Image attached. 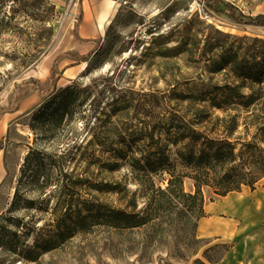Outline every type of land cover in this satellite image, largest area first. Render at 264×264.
Masks as SVG:
<instances>
[{
    "label": "rangeland",
    "instance_id": "obj_1",
    "mask_svg": "<svg viewBox=\"0 0 264 264\" xmlns=\"http://www.w3.org/2000/svg\"><path fill=\"white\" fill-rule=\"evenodd\" d=\"M214 1L121 0L104 38L97 42L98 49L86 62L75 64L67 60L69 56L61 57L54 71L56 90L42 104L36 84L30 81L44 84L54 60L76 50L72 29L81 3L0 0V245L12 241L20 246L22 239L11 233L25 227L34 231L28 238L32 242L37 231L53 219L57 202L63 200L60 188L76 208L86 202L101 209L123 208L133 193L137 210L143 207L138 185L126 166L121 164L109 173L98 153L102 163L80 165L77 147L90 139L95 129L110 133V148L116 147L120 136L136 140L153 128V134L158 135L166 119L175 122L192 117L195 108L189 105L190 97L208 95L231 81L228 67L210 69L212 60L228 49L230 42L264 39V28L236 24L227 14L212 10ZM220 1L238 17L264 15V0ZM70 65L76 66L74 71L63 74ZM71 84L85 88L74 117L53 128L49 119L62 107L60 90ZM15 94L21 98L17 109L7 112L15 104ZM38 105L45 107L43 118L31 119ZM26 157L32 160L31 169L51 177L45 195L25 184ZM170 161H175L174 148ZM27 165L30 167V162ZM162 179L165 175L155 176V184ZM116 183V191H129L124 199L117 193L96 190L101 184ZM192 183L184 179L185 192L193 190ZM54 185H58L56 190ZM16 187L19 193L13 203ZM203 196L204 214L211 207L219 209L216 219L226 231L217 237L201 238L200 219L194 228V218L175 208L153 213L157 216L151 224L162 228L156 235L150 233L153 229L149 226L114 230L107 218L92 215L99 224L89 233L76 235L37 262H16L0 248V264H196L195 259L208 264L205 257L219 256L223 248L215 245L222 244L231 249L220 264H264V179L254 190L242 187L240 192L210 200L211 191L204 188ZM228 197L234 200L227 202ZM29 201L32 208L27 206ZM192 233L199 242L188 250L185 244Z\"/></svg>",
    "mask_w": 264,
    "mask_h": 264
},
{
    "label": "trees",
    "instance_id": "obj_2",
    "mask_svg": "<svg viewBox=\"0 0 264 264\" xmlns=\"http://www.w3.org/2000/svg\"><path fill=\"white\" fill-rule=\"evenodd\" d=\"M228 8L229 5L217 0L214 1L212 10L227 14V17L238 25L264 28V15L254 18L238 17ZM80 21L79 15L73 25V32ZM97 49L85 56L61 54L54 60L44 84L32 79L30 82L36 84L37 92L43 98L41 103L43 104L56 90L54 71L62 56L86 62ZM212 62L214 67L210 69L215 71L228 67L231 81L214 88L208 95L190 97L188 102L194 106L195 112L189 119L180 117L175 122L166 119L161 123V127L159 126L158 135L153 134V128L136 140H127L120 136L115 142L116 147L113 148H110L108 143L110 133L95 129L90 139L84 140L77 147L80 165H94L104 159L102 162L109 173H113L121 164L126 166L132 182L138 185L139 198L143 201L140 210H137L134 193L129 196L123 208L102 206L101 209L99 205L87 202L83 207H72L60 188L63 200L57 202L52 213L53 219L45 225L46 228L35 232L32 242L28 240L34 235V231L30 233L32 228L25 227L26 230L14 231L11 235L22 239L21 245L10 241L5 246L0 245V248L11 254L16 262H37L42 255L59 248L76 235L89 233L93 226L99 224L92 215L107 218L105 220L114 230L132 231L149 226L153 229L150 233L156 235L162 228L160 224H151L157 216L153 213L159 214L163 209L175 208L186 217L191 215L196 228V222L205 216L204 188L211 191L210 200L240 192L242 187L254 190L255 185L264 179V39L230 42L228 49L219 53ZM84 90L85 88L75 84L60 90L62 107L53 119H49L50 123L53 122V128H58L65 118L71 120L74 117V108ZM244 90L248 92L244 93ZM20 99L19 95H13L15 104L6 111L15 112ZM41 105L32 112L31 119L43 118L45 107ZM96 120H99V117ZM91 145L93 148H90ZM95 147L98 149L95 150ZM171 148H174V163L170 161ZM35 153L40 155L38 151ZM96 153L100 154L102 159L97 157ZM28 157L23 165L25 184L45 195L52 185L51 177L48 173L31 169L32 160ZM27 161L30 162V167ZM177 167L182 171H177ZM158 174L165 175V179L156 185L154 179ZM184 179L193 182L191 192L184 191ZM118 185L101 184V188L96 190L117 193L124 199L129 191L126 188L116 191ZM54 186L56 190L58 185ZM18 193L19 187H16L13 203ZM27 206L32 208L33 202L29 201ZM198 242L192 233L185 248L191 250L192 245H197ZM218 246L222 247L223 251L216 258L205 257L208 264L220 262L231 249V246L226 244L215 245V248ZM194 263L203 264L199 259H195Z\"/></svg>",
    "mask_w": 264,
    "mask_h": 264
},
{
    "label": "crops",
    "instance_id": "obj_3",
    "mask_svg": "<svg viewBox=\"0 0 264 264\" xmlns=\"http://www.w3.org/2000/svg\"><path fill=\"white\" fill-rule=\"evenodd\" d=\"M120 1L121 0H83L81 2L79 9L81 21L77 25L75 32H73L72 29L73 36H75L74 43L76 50L74 49V53L71 52V54L85 56L97 48V42L99 39L104 38L106 28L116 13ZM67 60L75 64H82L80 61ZM75 68L76 66L70 65L63 70V74L72 72ZM218 210L217 207H211L206 211L205 216L200 219L198 230L201 234V238L217 237L219 234L225 233L226 230L222 223L216 219V215H219ZM227 254L216 264L222 263L224 259L227 258Z\"/></svg>",
    "mask_w": 264,
    "mask_h": 264
},
{
    "label": "built area",
    "instance_id": "obj_4",
    "mask_svg": "<svg viewBox=\"0 0 264 264\" xmlns=\"http://www.w3.org/2000/svg\"><path fill=\"white\" fill-rule=\"evenodd\" d=\"M83 0H69L70 5H76L81 3Z\"/></svg>",
    "mask_w": 264,
    "mask_h": 264
},
{
    "label": "bare ground",
    "instance_id": "obj_5",
    "mask_svg": "<svg viewBox=\"0 0 264 264\" xmlns=\"http://www.w3.org/2000/svg\"><path fill=\"white\" fill-rule=\"evenodd\" d=\"M234 199L232 198V197H228L227 199H226V201L227 202H231V201H233Z\"/></svg>",
    "mask_w": 264,
    "mask_h": 264
}]
</instances>
